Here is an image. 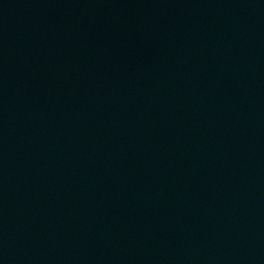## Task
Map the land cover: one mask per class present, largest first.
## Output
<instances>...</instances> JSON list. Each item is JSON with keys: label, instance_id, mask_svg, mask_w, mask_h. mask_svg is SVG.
Here are the masks:
<instances>
[{"label": "water", "instance_id": "1", "mask_svg": "<svg viewBox=\"0 0 264 264\" xmlns=\"http://www.w3.org/2000/svg\"><path fill=\"white\" fill-rule=\"evenodd\" d=\"M0 264H264V0H0Z\"/></svg>", "mask_w": 264, "mask_h": 264}]
</instances>
